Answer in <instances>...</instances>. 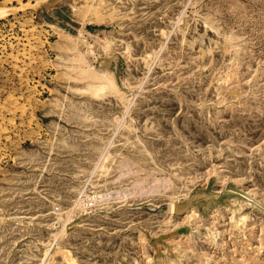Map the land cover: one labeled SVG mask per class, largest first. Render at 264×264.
I'll return each instance as SVG.
<instances>
[{
    "label": "rangeland",
    "instance_id": "obj_1",
    "mask_svg": "<svg viewBox=\"0 0 264 264\" xmlns=\"http://www.w3.org/2000/svg\"><path fill=\"white\" fill-rule=\"evenodd\" d=\"M0 10V264H264V0Z\"/></svg>",
    "mask_w": 264,
    "mask_h": 264
},
{
    "label": "bare ground",
    "instance_id": "obj_2",
    "mask_svg": "<svg viewBox=\"0 0 264 264\" xmlns=\"http://www.w3.org/2000/svg\"><path fill=\"white\" fill-rule=\"evenodd\" d=\"M189 1V0H188ZM19 7H17V9H18ZM9 10V9H8ZM2 14H3V11L2 10H0V16H2ZM86 34V33H85ZM114 34V33H113ZM108 35H111V32H108V33H106V42L108 41V39L109 38H107V37H109ZM114 36H116V35H114ZM85 37V36H84ZM76 39V38H75ZM96 43L98 42V39L95 41ZM118 43V42H117ZM78 44V43H77ZM93 47H98V43L97 44H95ZM93 47H88L87 49H86V53L87 54H91L92 52H93ZM118 50V49H117ZM83 53L82 51L80 52V55H79V57H80V59H79V63H81V64H86L87 66H88V68H92L91 67V65H90V63H89V61H88V59H87V57H86V53ZM100 53V52H99ZM148 53V52H147ZM147 53H145V54H147ZM153 58V57H152ZM103 64L105 63V61H101ZM102 63H100L101 64V66H102ZM93 66V65H92ZM91 70H93V71H91L90 72V74H91V78H93V79H95V78H98V79H102L103 81H105L106 82V84H108V85H110L111 86V88H112V91H113V93H115V94H120L121 96H120V99H119V101H120V103L122 104V107L123 108H125L127 105H128V103H129V96L128 95H126V94H122L121 93V91L115 86V84H114V81H113V78L111 77V76H109L108 74H107V71L106 70H104L102 67H100L99 69H97V70H95L94 68L93 69H91ZM125 82V81H124ZM131 90V89H130ZM128 94V93H127ZM133 99H134V97H133ZM133 101V100H132ZM130 105H131V103H130ZM128 107V106H127ZM131 108H132V106H131ZM133 109H134V107H133ZM119 110H120V108H119ZM125 110V109H124ZM128 110V109H127ZM128 113V111H125V113L124 114H127ZM118 115V114H117ZM122 116V115H121ZM130 117V116H129ZM136 117V116H135ZM131 118V117H130ZM133 118V117H132ZM120 119V120H119ZM114 120V119H113ZM116 120H119V122H118V126H117V128L119 129L120 127V125L122 126L123 125V123L125 122V117L124 116H122V118H120L119 116L118 117H116ZM115 120V121H116ZM136 120V119H135ZM130 121H134L133 119H130ZM137 121V120H136ZM116 130V129H115ZM117 133V132H116ZM119 135V134H118ZM138 139V138H137ZM104 140V139H103ZM140 141V140H139ZM108 142H110V141H108ZM109 144H107L105 147L107 148V146H108ZM106 148L104 149V151L106 150ZM50 152V151H49ZM103 153V152H102ZM103 155V154H102ZM50 157V156H49ZM101 157V156H100ZM103 159H105V157H104V155H103V157H102V159L101 160H103ZM97 162V161H96ZM99 162V161H98ZM97 162V163H98ZM97 167V166H96ZM95 167V168H96ZM94 168V169H95ZM92 173V172H91ZM90 176V175H89ZM92 183V182H91ZM83 188H85V185H84V187ZM81 193V192H80ZM123 193V192H122ZM121 193V194H122ZM103 194V193H102ZM108 194V193H107ZM110 194V193H109ZM119 194V193H118ZM120 194V195H121ZM81 195V194H80ZM105 196H106V193L104 194ZM128 195V194H127ZM95 196V198L97 197V195H94ZM93 196V197H94ZM99 196V195H98ZM104 196V197H105ZM108 196V195H107ZM106 196V197H107ZM110 196V195H109ZM119 196V195H118ZM123 196V198H124V196L126 197V195H122ZM102 197V196H101ZM100 197V198H101ZM103 198V197H102ZM101 198V199H102ZM108 198V197H107ZM110 198V197H109ZM173 198V197H172ZM122 199V198H121ZM85 201H86V199H85ZM44 202V201H43ZM99 202V201H98ZM101 202H102V200H101ZM52 203V202H51ZM169 204H171V203H169ZM100 205V204H99ZM93 205L91 204L90 205V207H92ZM57 206H55L54 207V209L56 208ZM60 210V212H54V211H59ZM173 210H174V208L171 206L170 207V209H169V211L167 212V213H171V212H173ZM53 211V213H54V215H55V218L56 219H61L62 218V215L63 214H65L66 216H68L69 217V215L70 214H72V212H74V211H77V212H87V211H91L92 212V208H89V203H84V202H82V200H80L79 198H75V200H74V202H73V204L71 205V206H66V207H62V208H56L55 210ZM50 212V211H49ZM48 214V213H47ZM172 214V213H171ZM195 214V211L194 210H190L186 215H184V217L182 218V219H185V220H190L192 217H194L193 215ZM197 214V213H196ZM232 214V213H231ZM196 217H197V215H196ZM242 217V216H241ZM34 217H33V215H31V216H28V217H19L18 215H15L14 217H0V223H1V221H7V220H16V219H25L26 220V222H29V221H27V220H30V219H33ZM154 218V217H153ZM167 218V217H166ZM52 219V218H51ZM66 219V218H65ZM64 219V220H65ZM68 219V218H67ZM66 219V220H67ZM231 219V218H230ZM245 219H247L246 217H242V218H240L238 221H236V223H234L235 224V227L238 229V230H240V232L241 231H244L245 232V230H241L243 227H241L243 224H245ZM170 219H168L167 221H169ZM24 222V221H23ZM183 222V221H182ZM25 223V222H24ZM64 223H65V221H64ZM184 223V222H183ZM63 224V223H62ZM31 225V224H30ZM64 225V224H63ZM231 227H232V225H231ZM246 227V226H245ZM62 230V229H61ZM167 230V229H166ZM63 231V230H62ZM62 231H61V233L58 235V237H56L57 236V234H53L52 236H53V238H55V242H57V241H61L62 239H63V233H62ZM58 232H60V231H58ZM247 232V231H246ZM241 235H243V234H241ZM46 237V236H45ZM242 237V236H241ZM240 238V237H239ZM244 238V237H243ZM45 239V238H44ZM49 241H50V238L48 239ZM54 240V239H53ZM49 244V243H48ZM171 244V243H170ZM177 244V243H176ZM52 246V245H51ZM57 247V246H56ZM61 247V246H60ZM60 247H58V249H59V252H61V255L63 256V259L66 261V263H68V264H72L71 263V258H70V256H69V251L67 252V251H62L61 249H60ZM50 248V247H49ZM51 249V248H50ZM61 250V251H60ZM49 251V249L47 250V252ZM25 254V253H24ZM59 254V253H58ZM53 255H56V252L53 254ZM27 256V255H26ZM47 256V255H46ZM45 256V257H46ZM49 257V256H48ZM50 260V259H49ZM54 261H56V260H54ZM52 262H53V260H52ZM59 262V261H58ZM72 262H74V261H72Z\"/></svg>",
    "mask_w": 264,
    "mask_h": 264
}]
</instances>
